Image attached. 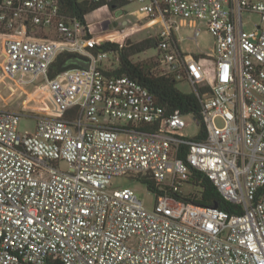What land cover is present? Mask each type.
Listing matches in <instances>:
<instances>
[{"label":"built area","instance_id":"2783aa9c","mask_svg":"<svg viewBox=\"0 0 264 264\" xmlns=\"http://www.w3.org/2000/svg\"><path fill=\"white\" fill-rule=\"evenodd\" d=\"M80 1L138 3L160 26L161 75L192 88L200 118L168 113L136 79L101 68L109 54L91 49L92 26L56 0H0L2 76L36 89L24 108L0 109V264H264V0ZM244 14L262 24L246 31ZM187 26L195 40L208 30L211 54L182 52ZM63 54L89 69L52 77ZM26 117L33 134L19 131ZM194 124L198 136L184 135ZM190 168L240 214L185 200ZM118 177L151 180L154 210L113 188Z\"/></svg>","mask_w":264,"mask_h":264},{"label":"rangeland","instance_id":"374dc122","mask_svg":"<svg viewBox=\"0 0 264 264\" xmlns=\"http://www.w3.org/2000/svg\"><path fill=\"white\" fill-rule=\"evenodd\" d=\"M88 23L92 26L97 44L111 41L116 44H122L125 47L137 44L148 37L155 38L158 34L159 25H153L147 15L140 11L138 3H129L121 9L110 12L108 9H100L88 16ZM244 28L246 31H252L256 26L261 25V18L256 14H244ZM200 36L194 39V28L184 27L178 32L179 45L182 52L190 56H198L201 54H211L214 48V38L208 30L200 26ZM3 38L0 36V109L20 110L26 105L25 101L34 100L36 89L27 87L26 93L23 89H17L15 85L5 79L1 73L3 64ZM157 49H151L142 54L135 55L131 58L134 63H148L154 65L152 69L155 75H160L159 61L157 58ZM119 66V57L116 54H109L101 64V68L109 71L115 70ZM180 91L188 93L192 91L189 85L180 83L178 85ZM15 89V90H14ZM40 100H45V96L41 94ZM30 106H44L41 103L31 102ZM187 123H192V117H186ZM19 131L22 134H33L36 131V121L32 118H23L19 125ZM200 128L197 125H190L183 134L190 138L198 136ZM61 169L68 171L69 166L61 163ZM113 188H129L135 191L138 198L143 202L148 210H154L156 206V195L150 192L145 184L139 180L118 177L112 180ZM185 193L195 194L198 189L185 186ZM192 194V195H193Z\"/></svg>","mask_w":264,"mask_h":264},{"label":"trees","instance_id":"16d2710c","mask_svg":"<svg viewBox=\"0 0 264 264\" xmlns=\"http://www.w3.org/2000/svg\"><path fill=\"white\" fill-rule=\"evenodd\" d=\"M61 15L69 19H77L83 24L88 23V16L103 8L101 4H95L89 1L80 0H56ZM123 4L121 7L127 5ZM119 8V7H118ZM110 12H115L113 5H109ZM158 48V38L148 37L147 39L128 47L122 44H116L111 41L103 42L100 45L93 44L91 49L96 53L116 54L119 57V66L115 70H109L108 73L115 76L127 75L136 79L144 87H146L157 99L158 103L163 106L168 113L179 111L182 115H193L200 118V102L194 92H182L179 90V82L171 76L155 75L152 71L154 65L148 63H134L131 58L135 55L142 54L151 49ZM75 57L71 54L60 55L53 65L52 74L54 75L72 68H77L71 63V59ZM204 133L199 138L203 137ZM189 185L198 189V191L188 196L185 200L203 207H214L228 213L240 214L242 208L238 205L226 201L214 184L208 177L194 169L190 168ZM145 184L149 191L154 189V184L151 180H140ZM259 197H264V188L258 193Z\"/></svg>","mask_w":264,"mask_h":264},{"label":"water","instance_id":"95a60500","mask_svg":"<svg viewBox=\"0 0 264 264\" xmlns=\"http://www.w3.org/2000/svg\"><path fill=\"white\" fill-rule=\"evenodd\" d=\"M71 63L76 65L79 68H83V69H89L90 64L85 62L83 59L79 58V57H73L71 59ZM215 208H217V206H214Z\"/></svg>","mask_w":264,"mask_h":264},{"label":"crops","instance_id":"0c3cea01","mask_svg":"<svg viewBox=\"0 0 264 264\" xmlns=\"http://www.w3.org/2000/svg\"><path fill=\"white\" fill-rule=\"evenodd\" d=\"M118 10V9H117Z\"/></svg>","mask_w":264,"mask_h":264}]
</instances>
